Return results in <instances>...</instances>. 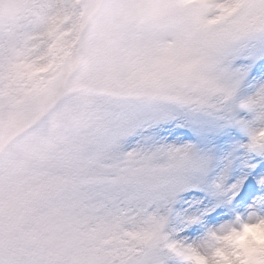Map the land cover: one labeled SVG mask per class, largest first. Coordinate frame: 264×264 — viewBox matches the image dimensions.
Returning <instances> with one entry per match:
<instances>
[{
	"label": "snow or ice",
	"instance_id": "6c2138e0",
	"mask_svg": "<svg viewBox=\"0 0 264 264\" xmlns=\"http://www.w3.org/2000/svg\"><path fill=\"white\" fill-rule=\"evenodd\" d=\"M0 264H264V0H0Z\"/></svg>",
	"mask_w": 264,
	"mask_h": 264
}]
</instances>
